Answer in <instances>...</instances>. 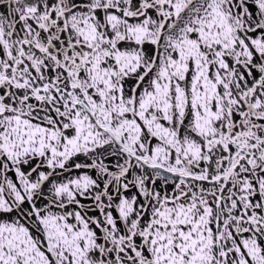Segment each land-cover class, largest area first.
Returning <instances> with one entry per match:
<instances>
[{
    "label": "snow or ice",
    "instance_id": "obj_1",
    "mask_svg": "<svg viewBox=\"0 0 264 264\" xmlns=\"http://www.w3.org/2000/svg\"><path fill=\"white\" fill-rule=\"evenodd\" d=\"M0 264H264V0H0Z\"/></svg>",
    "mask_w": 264,
    "mask_h": 264
}]
</instances>
